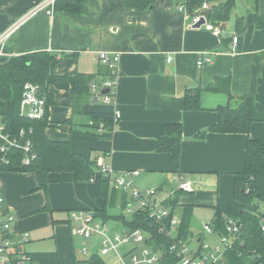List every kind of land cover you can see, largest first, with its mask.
I'll list each match as a JSON object with an SVG mask.
<instances>
[{"label": "crops", "instance_id": "crops-1", "mask_svg": "<svg viewBox=\"0 0 264 264\" xmlns=\"http://www.w3.org/2000/svg\"><path fill=\"white\" fill-rule=\"evenodd\" d=\"M40 1L43 0H0V32ZM253 2L235 0L220 35L189 25L184 12L177 9L180 0H155L146 9L127 6L128 0H80L73 12L60 7L54 11V5L49 6L16 28L5 44L9 53L15 56L46 50L55 58L49 65L50 71L68 76V88L48 86L54 104L48 108L45 134L54 141H67L72 151L80 153L94 168L89 181H78L71 172L51 171L45 190L38 189L35 173L0 172V197L15 216L13 239L20 241L23 233H28V240L21 245L27 254L55 251L62 264H71L69 253L65 260L61 251L69 238L73 243L72 236H77L82 238L77 244L78 253L90 255L77 259L73 247L72 264H88L87 260L96 253L103 260L108 255L94 250L98 235L83 238L74 232L76 224L70 219V212L85 210L101 221L95 214L105 201L98 192L102 176L97 168L98 158L112 166L113 176L138 171L133 177L138 189L157 186L160 196L171 193L175 198L177 194V206L181 207L177 212L176 206L174 212L179 218L182 207L191 205L196 219L205 220L201 224L210 223L217 198L233 197L235 177L244 167L247 139L264 143V121L253 122L248 133L211 130L219 120V107L228 105L235 109L243 95L251 93L255 109L264 113V28L253 21L254 11L264 14V0H257L256 7ZM239 16L244 17L245 23L237 31L235 21ZM233 36L238 38L234 45ZM101 50L120 56L114 97L106 103L102 101L106 89L91 87L94 83L100 85L109 74L107 66L96 57ZM206 56L212 58L210 63L198 66V59ZM76 73L90 78L89 93L80 104L74 103L72 88ZM214 81L218 85L227 84L228 91L209 90ZM196 93L199 106L187 107L186 97ZM11 109V103L6 102L0 113ZM115 109L121 117L112 121L110 134L105 137L104 127L99 130L91 126L92 115L113 116ZM167 124L182 129L178 164L169 152L157 150V140ZM176 175L189 180L193 191L179 189ZM108 185L125 190L130 196L128 189L115 188L110 181ZM46 205L48 209H43ZM118 206L111 213L118 214ZM259 209L257 212L264 214ZM200 210L209 212L199 214ZM190 219L192 226L195 224L192 214ZM110 220L122 225L120 232L127 229L121 221ZM104 223L108 227V222ZM30 238L34 239L32 243ZM48 238L57 244L56 249L26 248L39 247ZM83 246L89 248L88 252H81ZM143 246H149L147 241L126 244L121 251L125 261L130 262L133 253L140 255ZM111 254L115 264L117 256ZM30 264L37 262L31 259Z\"/></svg>", "mask_w": 264, "mask_h": 264}, {"label": "trees", "instance_id": "trees-1", "mask_svg": "<svg viewBox=\"0 0 264 264\" xmlns=\"http://www.w3.org/2000/svg\"><path fill=\"white\" fill-rule=\"evenodd\" d=\"M80 0H56L53 10L59 7L73 12ZM204 0H180L184 2L190 15L196 12H204L207 21L222 27L229 20L235 5V0H215L209 1V9L201 11V3ZM155 0H128L127 6L135 5L137 8H148L154 5ZM257 0L253 4L256 7ZM253 21L259 28H264V14L257 11L253 13ZM236 30L239 31L244 26V17L236 19ZM54 55L48 51H33L27 54L15 55L10 58H0V111L6 107V102L12 105L11 112H2V120L6 130L12 136H17L21 128L32 129V149L36 152V158L30 165L21 164L22 151L20 149H10L6 152L8 162L0 164V172L3 170L12 172H32L36 174L39 181L38 189L45 190L48 184L47 175L49 172H71L77 180L89 181L93 178V164L85 162L80 153H75L67 141H54L45 134V129L49 125V106L54 104L53 96L49 92V85L57 88H68V76L56 75L49 69V65L54 60ZM90 78L81 73H76L72 88L74 89V103L80 104L84 97H87L90 87ZM26 83L37 85L39 95L45 98V113L40 118H28L20 114V102L23 97ZM209 90L228 91L227 84L218 85L215 81L208 87ZM186 105L189 108L197 109L199 106L197 93L193 97H186ZM219 120L212 125V131L221 133H248L253 122L264 121V113L255 109L254 97L252 94L243 95L241 104L232 109L228 105L218 109ZM92 125L98 126L101 122L105 128V137L110 134L113 121L111 113L92 115ZM91 125V126H92ZM162 134L157 140V150L170 153L172 160L179 163L181 150L182 129L176 124H167L162 129ZM244 167L235 177L233 197L224 199L218 197L213 207L214 215L210 225L214 231L227 234L226 227L228 219H233L240 226L238 240L234 242L231 249L226 251V258L229 264H264V229L262 218L264 214L258 213L261 201H264V143L259 140L247 139ZM102 175V174H101ZM98 192L104 198L102 209L95 212L102 222L110 219L121 221L123 226L129 230L142 229L149 236L147 244L153 251H162L163 264H173L178 257L170 252L169 247L172 236L159 231L155 220L150 219L145 212L131 213L126 217L124 210L126 205L132 201L127 191H119L110 188L109 178L99 176ZM119 205L118 214L111 213L110 208ZM173 208L177 206V194L175 198L165 203ZM43 208V207H42ZM41 208V209H42ZM48 209L44 206L43 209ZM192 206L185 205L181 209L180 224L176 228L178 237L185 241L192 239L191 231ZM204 235L200 238L204 239ZM242 242V243H241ZM31 259L37 264H62L59 255L55 251L29 253ZM88 264H105L99 254H93L88 260Z\"/></svg>", "mask_w": 264, "mask_h": 264}, {"label": "built area", "instance_id": "built-area-1", "mask_svg": "<svg viewBox=\"0 0 264 264\" xmlns=\"http://www.w3.org/2000/svg\"><path fill=\"white\" fill-rule=\"evenodd\" d=\"M56 0H43L38 4L32 6L21 18L16 20L13 25L0 32V58H10L13 55L6 50V41L14 33L16 28L22 25L25 21L29 20L38 11L48 9L49 6H53ZM201 11L209 9V1L204 0L201 3ZM177 9L184 12L186 18L189 19V25H195L201 18L204 20L203 24L199 27H204L206 30H211L216 35L222 33V27L214 25L210 21H207L204 12H196L194 15H190L186 9L185 3L180 2L177 5ZM51 10V9H50ZM48 10V12L50 11ZM238 38L233 36V45L237 43ZM232 47L231 50H234ZM101 64L106 65L109 71L108 76L100 83V85L92 84L94 90L99 88L108 89L103 94V102H111L114 97L115 82L118 77V64L120 56L118 53H109L108 51H98L96 53ZM169 56L167 60L169 61ZM212 58L210 56L199 58L197 65L210 63ZM23 97L20 102L21 114L28 116L29 118H40L45 113V98L39 95L37 85L26 83L24 85ZM113 121H117L121 116L118 110L113 112ZM93 121L90 122L92 125ZM103 127L101 122L97 128L100 130ZM31 129L25 130L21 128L17 136H12L6 132L5 124L2 120L0 113V164L7 163L8 158L6 152L10 149H20L23 153L21 158V164L30 165L36 158V152L32 149V140L30 138ZM97 168L100 174L109 178L111 184L115 188L128 189L132 201L127 206V211L130 213L145 212L150 219L155 220L159 231L172 236V242L169 247L170 252L178 257V260L173 264H229L226 258V251L231 249V246L238 240L240 226L235 220L228 219L226 233L222 234L214 231L209 223L203 224L204 239L200 236L193 234L192 239L185 241L182 237H178L176 228L180 224V218L173 212V208L170 205L165 204L171 197L170 194H163L160 196V191L157 186L153 188L138 189L134 182L133 177L138 174V171H124L117 176H113L114 170L109 164H105L101 161V158L96 160ZM176 181L178 182V188L182 191L192 192L191 183L189 180H185L182 177L176 175ZM4 198L0 197V264H30L31 258L21 247L22 243L28 240V233H23L20 241L13 239L12 224L15 221V216L8 206L4 203ZM136 203L138 207L132 204ZM70 219L76 224L74 232L86 239H91L92 236L98 235L101 237V245L98 252L102 255L114 252L117 256L115 264H163L162 251L150 246H143L141 248V254H131L130 262H126L125 258L118 248L120 245H126L128 243L141 244L149 236L142 229L135 230H123L119 233H114L111 236L108 234V228L104 222H101L98 218L94 217L93 213L85 210L70 212ZM264 228V226H263ZM198 238V240H196ZM242 243V242H241ZM87 246L81 247V252H87Z\"/></svg>", "mask_w": 264, "mask_h": 264}, {"label": "rangeland", "instance_id": "rangeland-1", "mask_svg": "<svg viewBox=\"0 0 264 264\" xmlns=\"http://www.w3.org/2000/svg\"><path fill=\"white\" fill-rule=\"evenodd\" d=\"M260 204L261 205H260L259 211L264 212V201H261ZM132 205L138 207L136 203H133ZM180 207H181L180 205L177 206V212H179ZM109 211L110 212H112V211L115 212L116 210H114L113 208H111ZM198 212H199V214H207L209 211L208 210H200ZM124 214L126 215V217H129L130 214H131L130 212L127 211V207L124 210ZM191 214H192V219L195 220V222H194L195 224L192 223L193 225L191 226V230L194 232V234H196L198 236L203 235V232H204L203 231V224H201V223L204 222L205 220H203V219H196V216L197 215L195 213H191ZM107 228L109 230L108 231V234L111 236L114 233H119L120 230L122 229V225L120 223H118L117 221H115V220H110V221H108V227ZM72 238H73V243H72L71 238H69V240L66 243V246L61 251L63 253L62 254V257L65 260H66L67 254L69 253V260L71 261V264H72V261H74L73 256H74L75 253H77V256H76L77 259H80V260L83 259L84 257L88 256V254L90 255V253L81 254L80 255L78 253V250H77V248H79V246L77 244H78V242L82 238H79L77 236H72ZM30 239H32V238H30ZM98 239H99V237L95 241V248H94V250H96V249L99 250L98 247H100V245H101V237H100V241H99L100 242V245L98 244L99 243L98 242ZM33 240L34 239H32V241H30V243H32ZM45 242L46 243H43L41 246L36 247V248H33V249L29 245H27L26 248L29 251H36V250H40V251H51L52 249H56L57 244L54 243V240L52 238H48V241H45ZM120 246L121 247L118 248V252H120L122 254L123 252H121V251H122L123 248L124 249L126 248V245H120ZM67 247H68V250H67ZM73 247L75 248V251H76L75 253L73 251V249H74ZM88 250H89V248H88ZM88 250H87V252H88ZM103 258H104L106 264H113V255L112 254L111 255H109V254L108 255H105Z\"/></svg>", "mask_w": 264, "mask_h": 264}, {"label": "water", "instance_id": "water-1", "mask_svg": "<svg viewBox=\"0 0 264 264\" xmlns=\"http://www.w3.org/2000/svg\"><path fill=\"white\" fill-rule=\"evenodd\" d=\"M203 19L201 18L197 23H195V27H199L201 24H203ZM108 89L104 90L103 92L106 93Z\"/></svg>", "mask_w": 264, "mask_h": 264}]
</instances>
